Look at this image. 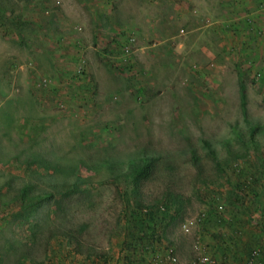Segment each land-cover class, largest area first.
<instances>
[{
  "label": "rangeland",
  "instance_id": "1",
  "mask_svg": "<svg viewBox=\"0 0 264 264\" xmlns=\"http://www.w3.org/2000/svg\"><path fill=\"white\" fill-rule=\"evenodd\" d=\"M252 1L0 0V264H144L170 249L192 261L198 245L221 264L258 249L264 264V0ZM144 150L179 164L136 195L103 160ZM34 178L84 190L36 206L45 190L22 197ZM167 187L183 213L145 237L136 202Z\"/></svg>",
  "mask_w": 264,
  "mask_h": 264
},
{
  "label": "trees",
  "instance_id": "2",
  "mask_svg": "<svg viewBox=\"0 0 264 264\" xmlns=\"http://www.w3.org/2000/svg\"><path fill=\"white\" fill-rule=\"evenodd\" d=\"M128 40L129 39H127V42ZM242 90L243 91L241 94V98L243 112L245 114L247 111L246 91L244 87ZM207 146L210 148L209 152L211 154L209 155L217 160L218 155L216 153V150L211 146L209 142ZM192 156L193 161L198 164L201 170H203V168L201 167L202 162H200L201 157L196 153V150L192 151ZM103 163L105 164L104 166H106L107 170L112 174V176H122L126 181L130 180V184L132 185L131 190L136 195L140 194L143 182L154 180L158 175H160L162 178H170L175 174L179 164L169 155L157 153L153 154L148 152L147 150L138 152L135 155H131L127 161L112 157L104 159ZM39 179L40 178H34L35 182H33L31 179L29 182H25L24 190L22 193V197L25 198V196L28 195L25 193H31L30 191L33 190V192H35L38 191V189L45 190V193L43 195L37 194L31 197V201L35 202L36 206H39V204L41 205L39 200H36L37 198H39V196H44L46 198H52L55 195L70 196L78 191L80 192L84 190L81 178L77 181L57 183H42L38 181ZM170 180L173 179L170 178L169 181ZM182 198L183 194L175 190L173 187H167L164 190L161 198L155 203L147 204L142 200L137 201V208L132 212V214L136 223H141L145 226V229H147L143 232V235L146 237L145 232H148L151 233L152 237H155L157 236V228L159 224H161V221L173 222L178 219V217L182 215L184 208ZM164 206L166 207V210L163 211L161 208ZM213 213V211L209 212V216L207 215L206 219L205 217L204 219L207 220V222L213 221L215 219ZM219 220L222 221L221 219ZM143 235L142 237H144ZM226 243L227 242H224L222 246H228V244ZM232 247L233 246H231L230 244L229 249H232ZM249 254L251 256L252 253ZM245 262L244 264H246Z\"/></svg>",
  "mask_w": 264,
  "mask_h": 264
},
{
  "label": "built area",
  "instance_id": "3",
  "mask_svg": "<svg viewBox=\"0 0 264 264\" xmlns=\"http://www.w3.org/2000/svg\"><path fill=\"white\" fill-rule=\"evenodd\" d=\"M130 41H135L134 37L130 38ZM129 46L127 45L124 48V52L129 51ZM127 58L125 57V61ZM82 71V67L79 69V72ZM163 211L166 210V207L161 208ZM183 227L188 230V224L185 222L183 223ZM199 255L196 259L192 261H184L182 260L177 253L170 249L167 254L162 255L158 254L155 257H153L151 260L147 261L144 264H221L217 261V259L212 255L209 254L208 251H206V247L202 245H198ZM259 250H254L251 254V256L248 258L246 264H262V261H259ZM98 264H110L109 261L102 260Z\"/></svg>",
  "mask_w": 264,
  "mask_h": 264
},
{
  "label": "crops",
  "instance_id": "4",
  "mask_svg": "<svg viewBox=\"0 0 264 264\" xmlns=\"http://www.w3.org/2000/svg\"><path fill=\"white\" fill-rule=\"evenodd\" d=\"M246 1V3L248 4V5H252L253 4V2L254 1H252V0H250L251 2H249V1H247V0H245ZM219 11H221V12H224V14H225V6L222 4V5H220V7H219ZM223 17H224V15H222ZM221 18V17H220ZM258 20L259 19H257L256 21H257V23H258Z\"/></svg>",
  "mask_w": 264,
  "mask_h": 264
}]
</instances>
